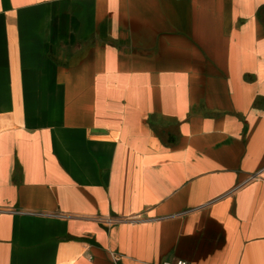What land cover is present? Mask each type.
<instances>
[{
	"label": "crops",
	"instance_id": "obj_1",
	"mask_svg": "<svg viewBox=\"0 0 264 264\" xmlns=\"http://www.w3.org/2000/svg\"><path fill=\"white\" fill-rule=\"evenodd\" d=\"M178 261L264 264V0H0V264Z\"/></svg>",
	"mask_w": 264,
	"mask_h": 264
},
{
	"label": "built area",
	"instance_id": "obj_2",
	"mask_svg": "<svg viewBox=\"0 0 264 264\" xmlns=\"http://www.w3.org/2000/svg\"><path fill=\"white\" fill-rule=\"evenodd\" d=\"M101 222L106 225H112L115 222H118V219L106 218V219L101 220ZM176 264H187V263L185 261H178Z\"/></svg>",
	"mask_w": 264,
	"mask_h": 264
}]
</instances>
